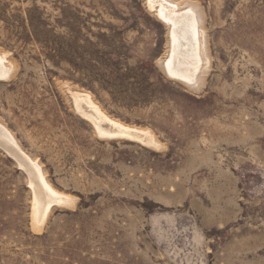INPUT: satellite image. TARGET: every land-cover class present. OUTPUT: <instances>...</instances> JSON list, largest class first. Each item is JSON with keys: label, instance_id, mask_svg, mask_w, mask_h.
Masks as SVG:
<instances>
[{"label": "rangeland", "instance_id": "obj_1", "mask_svg": "<svg viewBox=\"0 0 264 264\" xmlns=\"http://www.w3.org/2000/svg\"><path fill=\"white\" fill-rule=\"evenodd\" d=\"M169 1L201 17L196 90L146 0H0V264H264V0ZM76 92L159 148L97 137ZM16 147L70 200L39 230Z\"/></svg>", "mask_w": 264, "mask_h": 264}, {"label": "bare ground", "instance_id": "obj_2", "mask_svg": "<svg viewBox=\"0 0 264 264\" xmlns=\"http://www.w3.org/2000/svg\"><path fill=\"white\" fill-rule=\"evenodd\" d=\"M146 4L149 12L154 13L155 18L165 25L168 32L167 57L165 61L160 63L161 71L168 79L180 82L190 90H196L199 74L207 67L208 63L199 11L189 3L171 2L169 0H146ZM10 72L5 58L0 56V78L2 80L7 78ZM69 95L73 111L90 125L97 137L107 140L127 139L147 147L159 148L156 139L149 131L129 127L109 118L89 94L76 92ZM10 137L0 128V141L14 147ZM16 148L21 156L18 160L19 164L26 163V166L32 171V175L39 181L38 189L43 191L41 198L35 200L37 213L34 212V228L39 230L52 204L68 205L70 200L52 191L44 183L36 163H32L30 159L23 156L18 150L19 147ZM39 218L41 220L36 221Z\"/></svg>", "mask_w": 264, "mask_h": 264}]
</instances>
